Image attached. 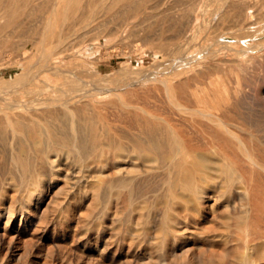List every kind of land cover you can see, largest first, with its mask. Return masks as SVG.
<instances>
[{"label": "rangeland", "instance_id": "374dc122", "mask_svg": "<svg viewBox=\"0 0 264 264\" xmlns=\"http://www.w3.org/2000/svg\"><path fill=\"white\" fill-rule=\"evenodd\" d=\"M23 1L24 0H6L5 2L2 0L0 2V7L5 6V3H14L10 5H14V7L18 8L17 10L15 8L18 13V15L17 13L14 14V16L17 15L16 17L12 16L10 22L8 21V23L0 25V79L15 75L18 79L21 78V69L29 70V68L32 69L33 66V68L36 69L39 64V53L37 49H40L43 45L51 46L55 44L56 39L51 41L52 43L49 40L50 31L55 32V35L61 33L62 40H65V45L69 46V52H71L70 55H67L66 52L61 54V63L63 65L66 67L71 66L70 69L73 68V71H77L78 69L76 68L81 67L77 72H84V68H86L87 72H84L86 73L84 74V78L90 86L93 85V82L96 83V80L104 79L108 85L119 88L113 91V93L103 97L102 100L95 101V103L93 102L95 105L91 103L90 105H83L82 107L84 113L87 114L88 112L90 115L93 113L91 117L90 115L87 116L84 114L87 118L89 117L88 119H90L93 124L99 122L98 124L100 127L102 126L101 123L103 124V122H105L104 120L111 119L114 123L109 121L113 124L111 125L109 123V125L117 129L116 127L119 125L116 122L120 121V119L118 120L117 118V114L120 118L121 112H123L122 110L126 108L140 111L142 109L141 106H143L146 110L161 111L164 109V111H166L172 107L166 95L167 88L165 84L161 82V80L163 81L165 78L162 69L164 66H167L168 61L176 58L178 59L180 53L176 47L182 46V49L180 48L181 51L185 50L184 52L186 54H184L189 55V59L190 56L194 58L196 55L200 58L193 63V66H196L193 70L172 77L169 83H171L170 86L172 89L173 86L174 88L176 87L173 91L181 95L183 91L189 92V90H194L199 93L200 98H204V102H199L201 105H208L210 107H213V105L217 107L221 106L220 108L222 109L225 105L230 106L233 109V114L237 116L235 122L245 128V130H242L244 128H239L240 131L242 130L243 132H239L238 129L240 135L244 140L247 139L248 142L251 143H247V145L248 147L250 146L249 148L255 152L256 155L259 157L263 155L261 157H264V145H259L264 144V0H231L233 4L230 6V9L224 6L225 0H102V3L99 2L101 0H77V3L79 1L80 3L82 2L81 5L79 3L81 6L80 8H82L83 3V7L87 8V11L82 8L83 11L81 9L80 12V8L78 9L79 6L77 8L73 6L76 4V0H74V4L72 1L70 5L73 4L71 8H74L76 11L68 8V13H63L62 9L56 12L49 11L48 8L50 7L47 5L51 4L52 0H26L27 3ZM89 1H91L92 4L90 2L89 5H87ZM103 1L107 3V5H104L105 3H103ZM93 2H97L103 6L95 3L93 4ZM20 3H23L25 8L23 4H21L20 7ZM95 5L98 6L96 7ZM192 5L195 6V9L190 11V9L193 8ZM75 6H77V4ZM235 7L236 11H234ZM241 8L242 10H240ZM243 8L246 10H243ZM45 9L46 11L48 10V12H46ZM222 9H227L226 11L231 12H227V15H223L222 13L224 11ZM252 11L256 12L254 13ZM191 12L194 14L193 22L191 27L185 32L183 27H185L188 20L187 16L189 17ZM235 12L237 15L234 16V14H236ZM231 13L233 15H231ZM228 14H230V18ZM240 14L244 16L240 17ZM226 16L228 17L227 19ZM239 18H241L240 20L242 21L238 20ZM44 19L50 21L45 27L43 25ZM236 20L239 23L235 22ZM199 22H202L204 26L209 22L221 23L216 27H206V29L198 30L196 24ZM3 26L5 28H3ZM2 28L4 30L3 32L1 30ZM44 29L48 32L46 39L42 38V30ZM253 29L255 32H253ZM174 33H176V35ZM218 36L231 37L232 40L229 42H222L223 44L221 45V42L217 41L219 39ZM182 42L187 48L183 46ZM226 43L229 47L224 45ZM222 46H225L226 49ZM33 49L36 52L22 62H17L14 58L19 52L25 51L31 54V50ZM194 54L195 56H193ZM175 55L177 57H175ZM134 74H137V78L132 83L127 84V81L130 80V77ZM154 74L157 76V80H151L150 75L152 76ZM197 75L198 77H196ZM185 77H189L190 79H188L190 81L182 79H185ZM57 80L58 79L51 78L52 83H55ZM179 81L184 83L181 84ZM180 84L183 87H181ZM188 85L190 86L186 87ZM191 85L193 87L195 86L194 89H192L193 87ZM31 86L34 85L31 84ZM1 87L6 86L2 85ZM9 87L17 89L21 86L12 84V86H7L6 88ZM36 88L39 90L38 86H36ZM195 88H197V90ZM201 90H203V94ZM19 92L23 98H26L23 89ZM220 93L222 96L218 95ZM49 94V91H45L42 96H47ZM208 97L213 98L209 99ZM165 99L170 104L165 102ZM236 101H238L237 103H241L236 105ZM195 103L196 101H194L193 104L190 102L191 105H198V103ZM233 103H235V105H233ZM130 104L134 105L130 106ZM168 105L169 108H167ZM161 106L164 108H161ZM120 107L124 108L121 109ZM86 110L88 111L86 112ZM116 110L119 111V113L116 112ZM238 111L243 112L241 114L244 116L239 115L240 113ZM239 116H241V118ZM92 117H95V119ZM102 118L104 120H102ZM98 119L102 120L101 123ZM248 120L249 122H247ZM104 124L108 123L105 122ZM55 125L57 131H59L61 126L60 123L57 124L55 121ZM256 131L258 133H256ZM254 136L258 138L255 139ZM245 142L247 141L245 140ZM231 143L232 142H228V147L234 145L235 149H228L230 152L226 149L228 153H224L223 150L219 151V147L218 151L221 155L223 153L222 156L219 155V158H223V161H226V158L229 157L228 161L232 163L231 161L234 162L236 159L233 156H237L235 160L237 163H234L237 165H233L237 168H240L238 165L244 166L246 169L248 168L247 170L250 169L249 173L252 174L251 171L254 168L246 164L236 144L233 143L232 146H229ZM206 148L207 150L209 149V152L216 153L210 150V146ZM232 149H234V152ZM255 150H258V153ZM236 152L237 154L239 152V155H235L234 153ZM225 154L229 155L227 156ZM76 160L77 157L75 155L69 156L67 160L68 166L62 167L60 173L57 174L45 173L40 177L39 185L37 182L34 183L31 180V173H0V184L3 182V185H0V210H3V213L0 215V264H240V257L244 252V247L243 242L235 238L238 233L241 234L239 232V225L237 228L238 230L236 226L239 223L240 225L241 223L242 225L245 224V217H242V213L245 212L242 209H244L243 205L245 201H247L248 195L239 188L235 190L236 187L234 186H232L233 188L231 187L233 192L228 189V191L225 190L227 191L225 193L224 189L220 186L223 181L222 177L218 178L219 180L217 179L210 182L221 189L215 188L216 190H214V187H205L204 194L202 193L200 195L202 202L203 200L206 201L203 202L202 217L195 216V218L194 215L192 217L191 212L188 210H185V212H189L188 214L181 210L182 213H180V216L182 217H178L179 219L174 218L170 221L175 229L179 230L175 231V233L178 232L180 234L177 233L175 236V233L169 230L164 234L167 229V222L163 219L165 204L164 201L162 202V199L165 200L168 196L169 187L166 182L167 174L157 173L156 175V173H152L151 175V173H148L150 177L148 174L137 175L136 180V177L131 179V181H135L134 184L129 185V183H124L120 179L121 176L126 173H119L120 175H118L111 162L112 167H110V163L108 164L109 167L107 164L104 165L105 167L107 166L108 169L106 167L105 173H100L103 174V181L98 183V190L96 189L93 195L94 189L91 191V182L95 179L94 175L96 176V174L95 172L93 173V171L95 170L94 165L96 167L97 164L95 162H93V164L92 162L88 164L89 171L83 172V174H88L84 175L85 178L83 176L80 177L82 178L81 182L77 180L80 179L79 177L76 178L79 169L78 160ZM237 160L242 161L238 162ZM247 170L244 172L242 169H238L239 173L236 175L239 177L244 175L249 184L251 182L253 183L250 184V191L253 193L257 192V194H255L257 196L253 197L254 194L250 192L249 197L255 198L258 201L260 198L263 200V171H258V173L260 172L261 174H258L256 171L255 173L257 175L253 172L254 175L252 174V176L247 174ZM241 173L243 174L240 176ZM160 174L162 176L164 174V176L160 177ZM48 175L52 177L50 178ZM87 175L89 176L87 177ZM66 176L68 179H66ZM117 176H120L118 178L120 180L117 179L120 182L116 180ZM224 176L226 177L225 174H223V178H225ZM110 177H112V179ZM155 177L158 178L156 179ZM105 178L108 181H106ZM149 178H152V181L155 178L154 182L157 185L155 186L153 182V184H151ZM159 178H162V180L165 179V182L163 183L161 179V181H159ZM251 179L253 180L251 181ZM143 180L147 181H144L142 184ZM136 181H138L139 184ZM148 181L149 183H147ZM4 182H6V185H4ZM73 182H75L77 187ZM135 183L137 185H135ZM13 184H15V186ZM20 184H22V186H20ZM146 184L150 187L154 185V189L151 187L153 191L150 187L146 186ZM29 185L31 188H29ZM88 185L89 187L91 186V189ZM128 186L130 187L128 188ZM10 187H12V190ZM6 189L9 190V192ZM132 190L134 192L133 202H136L134 204L139 205L138 200H143L141 198L144 197L145 201H142L144 208L140 210L141 212L132 209ZM145 190H149L148 194ZM141 192H145V194ZM25 194H32L33 199L38 201V206L33 209L34 212H30L27 208L24 199L26 196ZM66 194L67 196H65ZM219 194L221 196H219ZM224 194L226 196H224ZM241 196L243 198H241ZM36 197L37 199H35ZM20 200L24 202V204L21 203ZM214 200L215 208L212 211L207 205L208 202H213ZM160 202L163 203V205ZM11 204H13L12 207ZM205 204L206 206H204ZM13 207L16 208L14 209ZM4 208L6 210H4ZM12 208L13 211H15L9 220L8 215L10 212L8 211ZM61 209L64 213L61 212ZM118 211L120 212L118 213ZM226 215L231 216V219H228ZM22 216L26 219L28 218L30 222L25 221V224H20ZM225 216L227 217L225 220L226 222L224 221ZM243 216H245V214H243ZM238 218L239 220L236 224V219ZM6 219L10 226H19L21 228H19L20 231L5 234L3 228ZM22 219V223H24V218ZM254 219L251 221L252 223L248 220V222H250V227L256 225V220ZM160 224L163 226L162 228L159 227ZM251 224H253V226H251ZM145 225L147 228L143 229L142 227ZM227 226L229 227L226 228ZM162 230L164 232H162ZM224 233H226L225 238L215 237L217 234ZM235 248L236 250L238 249V255L236 254ZM254 252V254H257L256 250H254ZM254 254L252 255V258L255 259L254 264H260L264 259L258 254L255 257ZM235 260H237V262H235Z\"/></svg>", "mask_w": 264, "mask_h": 264}, {"label": "bare ground", "instance_id": "6f19581e", "mask_svg": "<svg viewBox=\"0 0 264 264\" xmlns=\"http://www.w3.org/2000/svg\"><path fill=\"white\" fill-rule=\"evenodd\" d=\"M1 1L2 0H0V2ZM3 1L6 2V0H3ZM8 1H10V0H8ZM25 1L26 0H24L23 2H25ZM72 1L74 4V0H52V3L48 4L47 6L50 7V8H48L49 11L56 12L59 9H62L63 13H68L67 9L72 7L73 4L70 5V3ZM80 1H82V0H80ZM80 1L77 3V0H76L77 6H75L76 4L73 6L75 8H77L79 6L78 7V9H79L81 7L80 5L82 3V2L80 3ZM92 1H94V0H92ZM90 2L91 1H89L87 5H89ZM99 2L102 3V0ZM25 3H27V1ZM79 3H80V5H79ZM94 3L95 2H93V4ZM103 3H105V2L103 1ZM134 3H135V1H134ZM5 4H6L5 6L0 7V25L8 23V21L10 22V18H12V16H14V14L17 13L16 10L18 9V8L14 7V5L13 6L10 5V4H14V3H10V4L5 3ZM7 4H9V5H7ZM21 4H23V3L19 4L20 7H21ZM83 4H82V8H84ZM91 4H92V2H91ZM95 4H98V3L96 2ZM232 4L233 3L231 2V0H225L224 6L227 8L229 7V9H230V6ZM69 5H70V7H69ZM98 5H102V4H98ZM98 5H95V6L97 7ZM104 5H107V3H105ZM194 5H192L193 8L190 9V11H193L195 9ZM17 6H18V3H17ZM95 6H94V8H95ZM23 7L25 8L24 4H23ZM15 8H16V10H15ZM82 8H80L79 12L81 11ZM90 8H91V6H90ZM84 9H86V11H87V8H84ZM101 9H99V10H101ZM244 9L245 8H243V10ZM246 9H247V5H246ZM31 10H33V9H31ZM226 10L227 9L223 10L224 11L222 13L223 15H225V14L227 15L228 11H226ZM240 10H242V8ZM18 11H20V10H18ZM45 11H46V9H45ZM82 11H83V9H82ZM234 11H236V7H235ZM46 12H48V10ZM77 12H78V10H77ZM230 12H228V13H230ZM252 12H254V11H252ZM242 13H243V11H242ZM238 14H239V12H238ZM17 15H18V13H17ZM65 15H67V14H65ZM228 15L230 18V14H228ZM231 15H233V14L231 13ZM235 15H237V13L234 14V16ZM16 16H14V17H16ZM243 16L244 15L241 16V14H240V17H243ZM193 18H194V14H193V12H191L189 17L187 16L188 20L186 19L187 22L185 24V27H183L184 28L183 30L185 32L189 27H191V24L193 22ZM218 18H220V17H218ZM227 18L228 17L226 16V19ZM240 19L241 18H239L238 20H240ZM247 19H249V18H247ZM240 21H242V20H240ZM49 22L50 21L48 19H46L43 22L44 27L47 24H49ZM221 22H219V23H221ZM233 22H234V20H233ZM235 22H237V20ZM219 23L209 22L208 24L206 23L207 24L206 26H204V24L202 22H199L196 24V28L198 30H201L204 28L206 29V27H208V28L209 27H216ZM237 23H239V22H237ZM237 25H239V24H237ZM3 28H5V27L3 26ZM3 28L1 29L2 32L4 31ZM248 28H250V27H248ZM254 29H253V32H255ZM47 33L48 32L46 29L42 30V38L43 39L47 38ZM223 33H225V32H223ZM256 33H257V29H256ZM75 34H78V33H75ZM174 34L176 35V33H174ZM259 34L261 35L262 33H259ZM5 36H6V34H5ZM218 37H217V39H218ZM55 39H56V42L54 45H51V46L43 45L40 49H37V52L39 53V56H38L39 57V64H38V67L36 69L33 68L34 66L32 67V69L29 68V70L21 69V71H20L21 72L20 73L21 78H18V79L16 78V75L0 79V173H31V180L34 183L37 182V184H38V183H40L39 182L40 177L43 176L45 173H56V174L60 173V169L62 167L68 166L67 165L68 157L71 155H75L77 157V160H78V161L77 160L76 161L79 164L78 165L79 169L77 172L78 174H76V178L77 177L80 178L81 176L84 177L85 174H88V173L83 174V172L89 171L88 164L90 162H92V164H93V162H95L97 164L96 167L94 165L95 170L94 171L92 170L93 173L95 172V174H96V176L94 175V177H95L94 180L92 179L93 177L91 178L93 181L91 182L92 187L91 186L90 187L92 188L91 191H93V189H94L93 195L95 193V190L96 189L98 190V188H97L98 183L103 181V179H102L103 174H100V173H105L106 167L107 166L109 167L108 164L109 163L111 164V162L114 165V168L116 169V172L118 173V175H120L119 173H122V174L126 173L125 175L121 176L120 179L124 183H127V184L129 183V185L134 184L135 181L133 182V181H131V179H133V177H136L135 178V180H136L137 175L148 174V173H151V175H152V173H156V175H157V173H165V175L167 174L166 182H167L169 188H168L167 198L165 197L166 198L165 200L162 199V202L164 201V204H165L164 205L165 211L163 214L164 215L163 219H165V221L167 222L166 223L167 229L165 230L166 232H164L162 230V232H164V234H166L168 232L167 230L174 232V233H175V231H179V230L175 229V227L170 223V221L174 218H177V219L181 218L182 216H180L181 215L180 213H182V212H184V213L187 212L186 214L191 212L192 217H193V215H194V217L195 216H198V217L201 216L202 217V210H203V204H204L203 202H206V201L203 200V202H202L200 195L205 191L204 190L205 187H210V188L214 187V190H216L215 188L219 189L220 187H217V185H215L214 183H213L214 184L213 185L210 182L215 181L218 178L222 177L223 181H222V185L220 184V186L224 189L225 193L228 191V189L232 190V192H233L232 186H234V187H236L235 190H237V188H239L242 192H244L248 195V199H247V201H245V204L243 205L244 209L241 208L245 212V213H242V217H245V224L242 225V223H241L242 226L240 225V223L237 224V221L239 220V218L236 219V224H237L236 229L238 228V225H239V230H240L239 232L241 234H239L237 232L238 233L237 235H239V236L236 235L235 238L237 240L243 242V247H244V250L242 249L244 252L242 251L243 253L240 257V264H254L255 259L252 258V255L255 253L254 250L257 251L256 253L262 259H264V239H263V237H264V198H263V200H261V198H260V200H259L260 202H259L255 198L253 199L252 197H249L250 192L253 193L252 191H250V184L252 183L251 181L253 179H251V181H249V182H251L249 184L246 180V176L243 175L245 177L244 178L243 176L239 177L236 175L237 173H239L238 169H242L245 172L248 168L246 169L244 166L242 167L239 165H238V167H240V168H237L236 166H234V165H237V164H234V163H237V162H235V160L237 159V156L236 157L233 156L234 158H236L235 160L231 156V158L234 160V162L231 161L232 163H230V161H228L229 157L226 158V161H223V158H219V155H221V153L219 151L223 150L224 153H228L227 152L228 149L234 148L233 143L236 144L238 146V149L241 151V154L243 156V160L246 162V164L248 166L254 168L253 170H255V171H253L251 168L252 174H253V172L255 173L256 171H257V173H258V171H263V173H264V160H263L264 157H261L263 155H261L260 156L261 158H260L258 155L255 154V152H253L249 148L250 146L248 147L247 143H249V144H251V143L248 142L247 139H245L247 141V142H245V140L242 138V136L239 133L242 130H245V128L242 127L241 125H239V123L235 122L237 116L233 114V109L230 106H227L224 104L225 106L222 109V108H220L221 106L217 107V106H214L213 104H212L213 107H210L208 105H201V103L199 104V102H204L203 101L204 98L203 99L200 98L198 92H196L194 90L193 91L189 90V92L183 91V93L181 95H179L173 91V89H175L176 87L174 88V86H173V89H172L170 86L171 83H169V81L172 79L173 76L181 74V73H186V72L193 70V68L196 67V66H193V63H195L200 57L197 55L195 56V54H194L193 56H195V57L192 58L190 56V59H189V55H185L186 54L184 52L185 50L181 51V49H182L181 45H180L181 47H176V49L178 50L180 55L178 54L179 55L178 59L177 58L172 59V60L168 61L167 66H164V68L162 69V72L165 74V76H164L165 78L163 79V81L161 80V82H163L165 84V87L167 88V90H166L167 94L166 95H167L171 104L168 103V101L166 99H165L166 100L165 102L172 105V107L170 106L171 108L169 110H166V111H164V109L161 110V108L163 106H161V108H160L161 111L146 110L143 108V106H141L142 109L140 111H138L136 109H127L126 108L125 110H122L123 112H121L122 114H121L120 118L117 114V118H118V120L120 119V121L116 122L119 126L116 127L117 129H114L115 127L112 128L109 125V123L112 122L111 119L108 120L107 118H106L107 120H104L103 118H102V120H104L108 124H104L105 122H103V124H102L101 123L102 120H99V119L98 120L100 121L102 126L99 127V124H98L99 122H97L98 125L93 124V122H91V120L88 119L89 117L88 118L86 117V115L89 116L90 113L88 114V112H87L88 110H86L87 114L84 113V111H82V107H83V105H90L93 102L95 103V101L102 100L103 97L113 93V91H116L119 88L118 87H112V86L108 85L107 82L104 81V79H98V80L93 79V80H96V83L92 81L93 85L90 86L84 78V74H86L84 72L87 70L86 68H84V70H85L84 72L83 71L77 72L78 70H80L79 68H81V67H79V68L77 67L76 69H78V70L73 71L72 70L73 68L70 69L71 66L70 67L68 66L69 67L68 68L61 63V58H62L61 54L66 52L67 55H70L71 52H69V46L65 45L66 44L65 40H62L61 33L58 35H55V32L50 31L49 32L50 42L55 40ZM190 39H193V38H190ZM231 40H232L231 37L220 36L217 41L221 42V45H222L223 44L222 42H229ZM261 41H263V40H261ZM182 44H183V42H182ZM224 45H226V47L228 46L227 43ZM259 45H260V42H259ZM183 46L186 47V45H184V44H183ZM250 46H251V44H250ZM222 47L226 49L225 46H222ZM228 49H230V48H228ZM241 50H243V49H241ZM248 50H249V47H248ZM35 52L36 51L34 49L31 50V54L26 53L25 51L19 52L18 54H16V56L14 58L16 59L17 62H22V61L28 59ZM175 57H177V56L175 55ZM213 57H214V55H213ZM37 60H38V58H37ZM200 64H201V62H200ZM34 65H36V64H34ZM205 66H207V65H205ZM94 71H93V73H94ZM136 75L137 74L132 75L130 77V80L127 81V84L132 83L137 78ZM198 75L196 77H198ZM105 76H103V77H105ZM190 76L193 77L192 75H190ZM51 78L58 79V80L55 81V83H52ZM150 78H151V80H157V76L155 74L152 76L150 75ZM186 78L187 77H185V79L184 78H182V79L186 80V81H188L190 79L189 77H188L189 79L188 78L186 79ZM179 82H181V84L184 83L182 81H179ZM209 82H212V81H209ZM12 84H16V85L18 84L21 87L17 88V89H15L13 87L6 88L7 86H12ZM31 84L34 86H31ZM2 85L6 86V87H1ZM199 85H200V83H199ZM36 86L39 87V90L36 88ZM189 86L190 85H188L186 87H189ZM181 87H183V86L181 85ZM184 87H185V85H184ZM192 87H190V88H192ZM194 87L192 89H194ZM21 89L24 90L26 98H23L22 95L20 94L19 91ZM195 89L197 90V88H195ZM187 90H188V88H187ZM214 90L217 91L216 89H214ZM45 91H49L50 94L47 96H42V94L45 93ZM179 91H181V90H179ZM201 91L203 94L204 93L203 90H201ZM218 95H221V93ZM225 97H226V95H225ZM210 98H213V97H210ZM211 100H210V102H211ZM192 101L193 102L196 101V103H198V105H191V104H193ZM190 102H191V104H190ZM237 102L238 101H236V105L241 103V102L240 103H237ZM212 103H213V100H212ZM127 105H129V104H127ZM131 105L132 104H130V106ZM233 105H235V103H233ZM94 107H93V109H94ZM122 108H124V107H122ZM167 108H169V105ZM89 111H91V110H89ZM241 111H242V109H241ZM116 112L119 113V111H117V110H116ZM239 113H240L239 115L244 116L241 114L243 112H239ZM84 114H86V115H84ZM92 114L93 113H91V115ZM91 115H90V117H91ZM249 115H250V113H249ZM241 116H239V117L241 118ZM92 118L95 119V117H92ZM55 121L57 124L60 123V125H61L59 128L60 129L59 131H57V127H55V126H57V125H55ZM92 121H93V119H92ZM241 121H243V120H241ZM247 122H249V120ZM112 123H114V122H112ZM240 123H242V122H240ZM111 125H113V124H111ZM239 128L240 129L244 128V129H242L240 131ZM189 129H192V130H189ZM238 129H239V132H238ZM249 129H250V127H249ZM246 130H248V129H246ZM248 131H251V130H248ZM252 131H253V129H252ZM256 133H258V132L256 131ZM254 137H255V139L258 138L256 136H254ZM228 142H232L231 144H229V146L230 145L231 146L233 145V146L228 147ZM253 142H257V141H253ZM259 145L263 146L264 144H259ZM207 146H210V148H211L210 150L215 151L216 153L209 152V149L207 150V148H206ZM219 147H220V149H219ZM251 147H252V145H251ZM218 149H219V151H218ZM234 149H232V151ZM217 151H218V154H217ZM259 152H260V150H259ZM234 154L236 155L237 152ZM222 155H223V153H222ZM225 155H227V154H225ZM237 155H239V152ZM237 161L239 162L240 160H237ZM106 164H107V166L105 167L104 165H106ZM112 164L110 165V167H112ZM242 164H244V163H242ZM76 165H77V163H76ZM108 167H107V169H108ZM249 170H247L248 171L247 174L252 175L251 173H249ZM89 173H91V172H89ZM223 174L226 175V177L224 176L225 178H223ZM242 174L243 173H241L240 176ZM258 174H261V173L259 172ZM89 175H91V174H89ZM89 175H87V177ZM153 175H155V174H153ZM91 176H93V175H91ZM159 176L161 177L162 175L160 174ZM163 176H164V174H163ZM49 177L51 178L52 176H49ZM119 177L117 176L116 180ZM149 177H150V175H149ZM110 178L112 179V177H110ZM152 178L151 179L149 178L151 180L150 183L151 184L154 183L156 186L157 184L154 182L156 177L154 178L153 181H152ZM66 179H68L67 176H66ZM73 179H74V177H73ZM120 179H118V180H120ZM160 179L162 180V178H159L158 180L161 181ZM21 180H22V177H21ZM77 180L81 181L82 178L77 179ZM163 180H162V182L164 183L165 179H163ZM106 181H108V180L106 179ZM144 181H147V180H143L142 184L144 183ZM159 181H156V182H159ZM118 182H120V181H118ZM136 182H138V181H136ZM73 183L75 185V182H73ZM77 183H79V182L77 181ZM147 183H149V181ZM41 184H40V186H41ZM43 184H44V182H43ZM138 184H139V182H138ZM4 185H6V182H4ZM13 185L15 186V184H13ZM79 185H80V183H79ZM89 185H88V187H89ZM135 185H137V184L135 183ZM18 186H19V184H18ZM20 186H22V184H20ZM138 186H136V187H138ZM140 186H142V185H140ZM146 186L150 187L148 184H146ZM158 186H159V184H158ZM86 187H87V185H86ZM125 187H127V186H125ZM129 187L130 186H128V188ZM151 187L154 189V185H152ZM151 187H150V189H151ZM10 188L12 190V187H10ZM29 188H31V186ZM32 188H34V187H32ZM255 188H257V187H255ZM1 189H2V186H1ZM34 189H36V188H34ZM39 189H42V188H39ZM153 189H151V190L153 191ZM139 190H141V189H139ZM225 190H227V191H225ZM259 190H260V188H259ZM7 191L9 192V190H7ZM145 191L148 194L149 190L148 191L145 190ZM39 192H40V190H39ZM4 193H7V192H4ZM17 193H18V191H17ZM133 193L134 192L132 190V194H131L132 209L134 211L141 212L140 210H142V208H144L143 207L144 205L142 203V201L144 200V197L141 198L143 200H138L139 205L138 204L136 205V204H134L136 202H133L134 201L133 200L134 199ZM143 193L145 194V192H143ZM217 193H219V192H217ZM221 193H223V192H221ZM237 193H238V191H237ZM96 194H97V192H96ZM220 194H219V196H221ZM253 194H254L253 197L257 196V195H255V194H257V192H255ZM39 195H41V194H39ZM214 195H216V194H214ZM10 196H13V195H10ZM65 196H67V194ZM128 196H129V194H128ZM146 196H148V195H146ZM211 196H213V195H211ZM224 196H226V195L224 194ZM37 197L35 199H37ZM202 197H203V195H202ZM235 197H236V195H235ZM244 197H245V195H244ZM241 198H243V197L241 196ZM24 199L26 201L27 208L30 210V212H34L33 209L38 206L37 205L38 201L33 199L32 194H27ZM215 200L213 202H208V205H207L210 208V210H212V211L215 208ZM70 201H71V199H70ZM140 201L142 204L140 203ZM240 201H241V199H240ZM21 203L24 204V202H22V201H21ZM93 204H94V202H93ZM161 204L163 205V203H161ZM206 204L204 206H206ZM12 206H13V204H11V207ZM60 206H59V208H60ZM5 208H4V210L7 209V208L6 209ZM13 208L15 209L16 207H13ZM13 208L10 209V211H8V212H10L8 215L9 220L11 218V215L15 211V210L13 211ZM8 210H9V205H8ZM181 210H183V211L181 212ZM185 210H188L189 212L188 211L185 212ZM61 212H63L62 209H61ZM119 212L120 211H118V213ZM2 213H3V210H0V215ZM243 214H245V216H243ZM226 216H225V218L223 217L224 221L227 219V217H228V219H231L230 218L231 216H227V217ZM22 218H24V223H22V220H23ZM22 218L20 219V224H25V221L30 222V220L28 218L26 219L23 216H22ZM250 218H252V219H250ZM253 219L256 220V225L253 226V224H251V226H253V227H250L249 223ZM248 220H250V222H248ZM5 222L6 223H5L4 228H3L5 234L6 233L7 234L12 233L14 231H17V232L20 231L21 228L19 226L18 227L10 226L7 219ZM179 223H180V220H179ZM26 225H23V226H26ZM159 227L162 228L163 226H161V224H160ZM228 227L229 226H227L226 228H228ZM138 228H140V227H138ZM142 228L144 229L147 227L145 225ZM160 229H158V230H160ZM137 230H135V231H137ZM17 232H15V233H17ZM174 233H173V236H174ZM177 233H175V236ZM178 234H180V233H178ZM230 235H231V233H230ZM215 237L225 238L226 233L217 234V235H215ZM236 248H235V251L237 254L238 249L236 250ZM257 254H254L255 257ZM235 262H237V260H235ZM260 264H264V260H262V262Z\"/></svg>", "mask_w": 264, "mask_h": 264}]
</instances>
